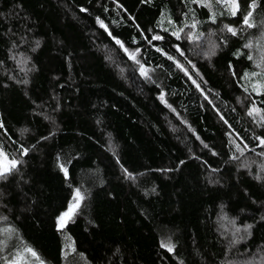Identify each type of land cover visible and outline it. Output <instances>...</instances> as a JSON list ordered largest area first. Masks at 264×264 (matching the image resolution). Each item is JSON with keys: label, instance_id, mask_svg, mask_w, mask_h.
I'll return each mask as SVG.
<instances>
[{"label": "trees", "instance_id": "trees-1", "mask_svg": "<svg viewBox=\"0 0 264 264\" xmlns=\"http://www.w3.org/2000/svg\"><path fill=\"white\" fill-rule=\"evenodd\" d=\"M236 3L0 0V151L16 162L0 234L16 250L264 264V0Z\"/></svg>", "mask_w": 264, "mask_h": 264}, {"label": "rangeland", "instance_id": "rangeland-1", "mask_svg": "<svg viewBox=\"0 0 264 264\" xmlns=\"http://www.w3.org/2000/svg\"><path fill=\"white\" fill-rule=\"evenodd\" d=\"M223 2L228 3L233 9L237 7L236 0H223ZM12 161L7 158V156L0 151V172H7L12 167ZM79 203L78 197H75L72 201L68 211L66 212L68 215L65 216V214L62 216L64 217L63 221H61V218L59 220L60 224H64L66 220L70 217V215L74 212L77 205ZM2 236V253L6 255L5 262L6 264H47L43 260L39 259L34 252L32 253H24L19 250H16L17 240L12 237L11 234L7 232H1L0 234ZM65 262L67 264H71L75 258L72 254L71 246H67V250L65 251ZM73 263V262H72Z\"/></svg>", "mask_w": 264, "mask_h": 264}, {"label": "snow or ice", "instance_id": "snow-or-ice-1", "mask_svg": "<svg viewBox=\"0 0 264 264\" xmlns=\"http://www.w3.org/2000/svg\"><path fill=\"white\" fill-rule=\"evenodd\" d=\"M233 14H235V13H233ZM249 16H251V13H249L248 16L245 17V23L248 24L249 27H251V24H249V19H248ZM228 31H232V29L229 28ZM156 39H159V37H156ZM262 143H264V141H262ZM15 163H16L15 161H12V167L13 168L15 167ZM0 175H4V173L0 172ZM67 215L68 214L66 213L65 216H67ZM63 219H64V217H61V221H63ZM61 226H63V225L61 224Z\"/></svg>", "mask_w": 264, "mask_h": 264}]
</instances>
